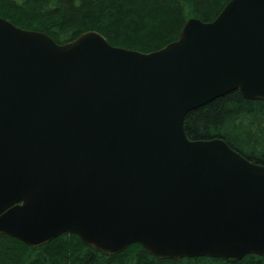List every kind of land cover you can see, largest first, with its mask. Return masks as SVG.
I'll use <instances>...</instances> for the list:
<instances>
[{
	"label": "water",
	"instance_id": "obj_1",
	"mask_svg": "<svg viewBox=\"0 0 264 264\" xmlns=\"http://www.w3.org/2000/svg\"><path fill=\"white\" fill-rule=\"evenodd\" d=\"M234 90L264 100V0L192 17L153 52L97 31L60 44L0 16V234L264 257V165L185 130L189 111Z\"/></svg>",
	"mask_w": 264,
	"mask_h": 264
},
{
	"label": "trees",
	"instance_id": "obj_2",
	"mask_svg": "<svg viewBox=\"0 0 264 264\" xmlns=\"http://www.w3.org/2000/svg\"><path fill=\"white\" fill-rule=\"evenodd\" d=\"M229 1L0 0V16L18 27L45 32L60 44L97 31L114 46L153 52L177 40L190 18L215 20ZM185 130L191 140L221 138L264 165V100L248 99L234 90L189 111ZM0 264H264V257L248 254L236 262L211 257L160 259L138 243L107 255L73 233L38 247L0 234Z\"/></svg>",
	"mask_w": 264,
	"mask_h": 264
}]
</instances>
